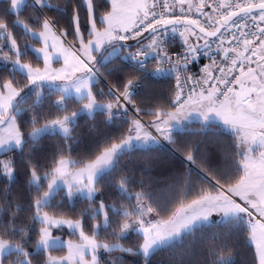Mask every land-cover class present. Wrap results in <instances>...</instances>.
<instances>
[{
  "label": "snow or ice",
  "instance_id": "snow-or-ice-1",
  "mask_svg": "<svg viewBox=\"0 0 264 264\" xmlns=\"http://www.w3.org/2000/svg\"><path fill=\"white\" fill-rule=\"evenodd\" d=\"M0 69V264H264V0H0Z\"/></svg>",
  "mask_w": 264,
  "mask_h": 264
},
{
  "label": "trees",
  "instance_id": "trees-1",
  "mask_svg": "<svg viewBox=\"0 0 264 264\" xmlns=\"http://www.w3.org/2000/svg\"><path fill=\"white\" fill-rule=\"evenodd\" d=\"M0 70H2V69H0ZM161 151H163V150H161ZM243 258H244V254L241 252L240 255H238V257H237L238 264H239L240 261L243 260Z\"/></svg>",
  "mask_w": 264,
  "mask_h": 264
}]
</instances>
